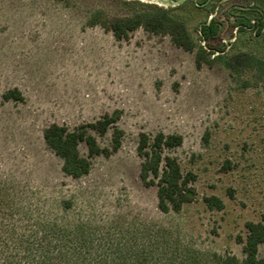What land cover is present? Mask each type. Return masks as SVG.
<instances>
[{
    "label": "rangeland",
    "instance_id": "1",
    "mask_svg": "<svg viewBox=\"0 0 264 264\" xmlns=\"http://www.w3.org/2000/svg\"><path fill=\"white\" fill-rule=\"evenodd\" d=\"M252 5L0 0V238L15 237L11 226L28 238L34 226L55 223L69 230L70 255L88 264H214L213 254L241 261L246 222H264V80L252 69L232 75L215 59L197 67L195 51L168 35L138 28L117 40L88 21L160 8L203 45L199 26L214 18L220 29L210 47L264 62V26L257 33L234 25L236 16L257 19ZM13 89L21 100L3 97ZM114 111L120 116L105 134L89 133L111 148L119 128L120 147L91 157L89 173L78 179L64 174L44 129L55 123L73 130ZM158 132L182 137L165 153L196 176V197L179 213L160 212L156 187L140 179L139 134ZM79 153L88 156L83 142ZM208 196L222 209L208 208ZM257 256L264 259V244Z\"/></svg>",
    "mask_w": 264,
    "mask_h": 264
},
{
    "label": "trees",
    "instance_id": "2",
    "mask_svg": "<svg viewBox=\"0 0 264 264\" xmlns=\"http://www.w3.org/2000/svg\"><path fill=\"white\" fill-rule=\"evenodd\" d=\"M253 5L249 8L253 13H259L257 19L236 16L235 27H251L259 33L264 26V19L260 17V10L264 11V0H249ZM259 11L257 10V7ZM257 10V11H256ZM252 21V22H251ZM89 25L100 24L104 29L112 32L117 39H124L138 28L152 34H163L170 37L171 42L189 52L195 51V64L200 67L209 60H220L232 75L252 69L264 80V62L245 53L231 56H222L219 47H210L209 42L219 34V25L214 18L199 26L200 40L205 44H198L189 34L186 26L181 21L171 17L164 9L144 10L128 17H119L112 20L99 19V14H94L88 21ZM217 52L218 54L211 56ZM5 99L21 100L22 96L16 89L6 92ZM120 116V111L105 114L93 123L80 125L73 130H68L63 125L51 124L43 131V139L48 148L62 160L61 170L64 174L78 179L89 173L91 168L90 158L95 155L108 157L121 145L123 132L114 127L111 148L100 147L96 138L89 133L94 130L100 135L106 133ZM83 142L88 150V156L79 153V144ZM182 143L178 134L165 135L158 132L150 138L145 133L139 134L137 154L143 158L140 165V179L145 186L156 187L157 208L162 213H179L184 204L192 202L196 197L193 182L196 176L192 172L183 173L176 158L165 153ZM204 202L210 209H222L223 203L216 196L205 197ZM68 207L69 204H66ZM82 226V225H80ZM247 235L242 246L244 257L239 261L235 256H221L213 254L214 264H264V259L258 258L257 251L264 244V222H246ZM7 226L15 237L12 240L0 238V264H88L83 258L68 252L69 230L58 224L51 226H34L28 238L20 234L17 227ZM14 228V227H13ZM16 231V232H15ZM2 232V233H3ZM23 233V232H22ZM67 249V255L62 251Z\"/></svg>",
    "mask_w": 264,
    "mask_h": 264
}]
</instances>
